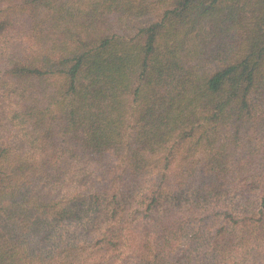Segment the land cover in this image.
Here are the masks:
<instances>
[{"label": "trees", "instance_id": "trees-1", "mask_svg": "<svg viewBox=\"0 0 264 264\" xmlns=\"http://www.w3.org/2000/svg\"><path fill=\"white\" fill-rule=\"evenodd\" d=\"M0 264H264V0H0Z\"/></svg>", "mask_w": 264, "mask_h": 264}]
</instances>
